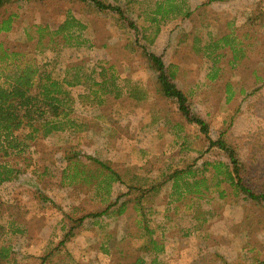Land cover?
Segmentation results:
<instances>
[{"label":"rangeland","instance_id":"374dc122","mask_svg":"<svg viewBox=\"0 0 264 264\" xmlns=\"http://www.w3.org/2000/svg\"><path fill=\"white\" fill-rule=\"evenodd\" d=\"M158 1L163 0H119L125 18L116 12H100L80 0H10L0 9V21L11 13L16 15L13 28L1 33L0 41L35 55L41 64L51 61L56 53L54 77L62 79L73 66L89 71L101 64H114L124 80L121 84L140 83L148 92L147 100L141 103L128 96L118 100L110 96L103 107L94 109L77 103V112L89 119V130L75 136L54 133L35 142L39 154L32 167L39 173L47 167L49 172L41 180L32 173L0 186V223L8 228L15 221L22 229L7 236L14 245L15 264H130L144 244V238H127L135 216L132 206L119 217H89L76 224L84 215L104 209L106 203L100 201L95 186L60 184L64 153H78L84 161L88 156L110 161L126 180L137 175L158 181L164 179L161 175L166 171L194 162L200 166L221 157L215 153L200 156L205 138L196 124L182 117L175 101L157 94V78L145 49L162 54L167 66L176 65L175 81L188 94L193 112L209 123L214 137L228 129L229 140L241 158L257 175L264 176V25L250 18L256 0H189L190 17L161 22L157 31L150 13ZM68 13L86 25L82 31L85 43L62 46L57 35L55 39L61 44L52 45L56 50L40 46L43 51H37L39 27L47 26V45L49 33ZM226 33L241 40L239 46L245 54L234 65L231 48H218L221 72L213 78V63L205 47ZM227 88L232 93L229 100ZM155 116L157 122L150 125ZM213 183L209 181L211 192L203 197L200 207L187 206L195 201L193 196L169 204L170 182L147 200L146 205L155 211L150 215V226L157 228L155 235L166 248L157 263L264 262V202H243L226 183L219 188ZM118 187L116 184L114 191ZM119 188L126 191L124 186ZM221 189L226 191L223 197L218 196ZM136 192L140 195L142 190ZM64 224L74 226V230L66 243L60 244L69 230ZM51 251L53 256H46Z\"/></svg>","mask_w":264,"mask_h":264},{"label":"trees","instance_id":"16d2710c","mask_svg":"<svg viewBox=\"0 0 264 264\" xmlns=\"http://www.w3.org/2000/svg\"><path fill=\"white\" fill-rule=\"evenodd\" d=\"M7 1L10 0H0V9ZM80 1L93 4L100 12H116L125 18L124 9L118 4L119 0ZM214 1L217 0L207 2ZM205 3L206 1L203 4ZM254 4L257 5L250 18L254 21L259 20L264 25V2L256 0ZM151 12L150 20L158 25V31L161 22L190 17L192 9L189 0H163L156 2ZM15 17L16 15L11 13L0 21V34L13 28ZM230 23L233 24V21ZM128 24L137 30L131 21L128 20ZM46 27L40 26L37 31V51H43L46 46L56 50L52 45L55 42L58 46L61 44L55 39L57 35L62 38V46H82L85 43L82 31L86 25L71 13L67 14L66 19L56 30H51L47 45L44 42ZM149 42H153V39ZM239 44L241 40L238 37L233 33H226L217 40H211L205 47L207 57L213 63V78L221 72L217 65L218 48L230 47L233 51L231 62L236 65L245 54ZM40 46H43V49ZM145 54L157 78L155 84L157 94L175 101L182 117L189 123L196 124L200 134L205 138L206 147L199 150L200 156L215 153L221 157L215 156L212 161H203L200 166L194 162L173 169L169 173L166 171L165 175L164 173L161 175L164 179L158 181L157 178H142L137 175L126 180L110 161H103L94 156H88V161H84L78 153L72 155L64 153L60 184L63 187L95 186L100 194V201L106 203V207L101 211L91 212L77 219V225L89 217L95 220L119 217L125 214L130 206L133 207L135 216L129 223L127 238L137 240L144 238L145 241L130 264H159L157 260L166 250L164 242L155 235L157 228L150 226V215L155 211L152 206L146 205L152 195L161 192L162 184L166 182L171 183L169 204L193 196L195 201L187 206L200 207L203 197L211 192L210 180L214 182L216 188L226 183L238 200L264 202V176L257 175L251 165L241 158L237 147L229 140L228 129L221 130L214 137L209 123L193 112L188 94L177 85L176 65L167 66L162 54L146 49ZM57 58L58 55L53 53L51 61L41 64L35 55L25 54L23 50L0 41V186L32 173L38 174L41 180V176L49 172L47 167L40 173L36 167H32V161L39 154L38 148L33 146L35 142L54 133L75 136L89 130V119L77 112V103L85 109H94L103 107L110 96L116 100L128 96L136 103L144 102L148 98L147 90L140 83L121 84L124 80L114 64H101L89 71L80 65L73 66L66 70L62 79H58L53 75ZM227 91L229 100L232 93L228 88ZM153 120L150 125L157 122L158 116L153 117ZM185 143L187 141H184ZM116 184L119 187L124 186L126 191L123 192L119 187L114 191ZM139 190H142L140 195L136 192ZM218 192L219 197L225 196V190L221 189ZM40 198L43 201L47 199L43 194ZM2 205L3 202L0 200V212ZM16 224L13 221L7 228L0 223V264L16 263L13 242L7 237L9 234L22 231ZM66 225L69 230L60 244L66 243L73 234L74 226L64 224V228ZM47 254L46 256L51 257L54 251Z\"/></svg>","mask_w":264,"mask_h":264},{"label":"crops","instance_id":"0c3cea01","mask_svg":"<svg viewBox=\"0 0 264 264\" xmlns=\"http://www.w3.org/2000/svg\"><path fill=\"white\" fill-rule=\"evenodd\" d=\"M162 254H164V252H163ZM162 254H160V256H161ZM160 256H159V257H160ZM158 260H159V259H158ZM160 262H161V261H160ZM148 264H149V263H148Z\"/></svg>","mask_w":264,"mask_h":264}]
</instances>
